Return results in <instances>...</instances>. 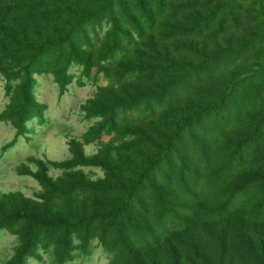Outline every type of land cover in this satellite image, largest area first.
I'll use <instances>...</instances> for the list:
<instances>
[{"label": "trees", "instance_id": "obj_1", "mask_svg": "<svg viewBox=\"0 0 264 264\" xmlns=\"http://www.w3.org/2000/svg\"><path fill=\"white\" fill-rule=\"evenodd\" d=\"M248 1L14 0L0 6V73L8 81L23 78L20 107L14 108L19 128L42 111L32 100V69L44 60L49 71L70 65L78 60L77 52L94 47L92 37L98 42L105 29V76L113 77L111 70L123 62L115 78L121 88L116 94L109 90V97L100 92L88 103L94 115L106 117L96 134L131 139L124 147L132 152L143 147L156 151L155 138L163 144L153 152L157 157L150 166L131 180L112 173L106 185L82 180L60 192L65 199L80 196L74 191L82 198L126 195L121 208L70 219H48L23 209L14 217L36 227L78 233L92 226L134 224L132 211L139 207L146 215L142 223L150 229V214H158L159 226L182 200L189 204L185 212H192L191 218L199 211L196 218L203 224L219 226L224 258L231 245V252L241 251L264 264V235L257 230L264 222V54L250 38L235 40L250 24L245 17ZM261 28L258 43L264 41ZM83 64L89 68L85 60ZM141 106L136 124L120 122V116ZM69 146L77 159L71 165H85L79 147ZM170 156L179 162L177 169L171 166L164 179L152 181L150 173L171 161ZM188 220L198 224L186 218L176 229H184ZM194 241L186 243L193 248ZM141 248L149 249L145 244ZM123 249L126 254L124 244Z\"/></svg>", "mask_w": 264, "mask_h": 264}, {"label": "rangeland", "instance_id": "obj_2", "mask_svg": "<svg viewBox=\"0 0 264 264\" xmlns=\"http://www.w3.org/2000/svg\"><path fill=\"white\" fill-rule=\"evenodd\" d=\"M13 1L0 0V6ZM260 1L261 4L259 0L248 1L245 11L249 14L245 17L250 24L247 30L236 34L235 40L250 38L254 41V49L264 54V41L258 43L263 35L261 24L264 27V0ZM234 2L239 0H221L227 5ZM259 11L260 24L257 22ZM7 32L10 34L9 30ZM106 33L105 29L100 33L98 42L92 37L94 47L88 53L84 49L77 52L78 60L72 59L70 65L49 71L48 61L44 60L32 69L35 72L32 75V100L42 111L39 117L28 119L20 128L14 108L20 107L23 78L8 81L0 73V264H256L252 257L241 251L231 252V245L228 257L224 258L219 226L203 224L202 218H196L201 214L199 211L191 218L192 212H185L189 204L182 200H178L179 205L159 226L158 214H150V229L149 224L142 223L146 215L139 207L132 211L134 224L124 222L112 228L92 226L78 233L36 227L27 220L14 217L16 211L23 209L48 219H70L75 215H94L110 207L121 208L126 195L115 194L108 199L82 198L80 191H74L80 196L65 199L60 192L68 191L72 184L82 180L97 186L106 185L112 180V173H120L131 180L156 159L153 152L161 150L160 138H155L159 147L156 151L152 147H143L132 152L124 147L131 139H118L105 131L96 134L106 117L94 115L92 105L88 103L100 92H106L109 97V90L113 89L116 94L121 88L115 78L120 74L123 62L118 63L120 69L111 70L114 78L105 76L106 65L101 56ZM98 44L101 45L98 47ZM83 60L88 62L89 68L84 66ZM143 110L141 106L125 113L124 118L120 116L119 120L127 121V125L136 124ZM123 126L118 125V130ZM148 136H151L150 131ZM70 144L79 147L85 165H71L77 159ZM175 158L170 156L171 161L152 171L150 179L157 182L166 177L171 166L177 169L179 162L176 163ZM177 192L181 190L177 189ZM186 218L198 224L193 226L188 220L184 229H176L175 224ZM257 230L262 237L264 222L259 223ZM189 240H195L193 248L187 245ZM123 244L128 248L126 254L122 253ZM141 244L149 249L141 252ZM170 253H174V258Z\"/></svg>", "mask_w": 264, "mask_h": 264}]
</instances>
